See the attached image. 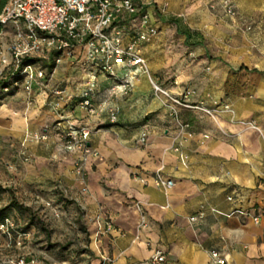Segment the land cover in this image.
<instances>
[{"label":"crops","instance_id":"crops-1","mask_svg":"<svg viewBox=\"0 0 264 264\" xmlns=\"http://www.w3.org/2000/svg\"><path fill=\"white\" fill-rule=\"evenodd\" d=\"M231 2L234 17L224 13L221 0H145L149 24L157 29L140 47L149 73L188 103L213 110L179 107L186 131L146 74L125 95L111 93L112 79L96 74L98 109L88 114L79 99L92 72L73 73L69 66L77 58L53 68L51 84L69 97L62 103L64 119L88 126V144L99 153L87 156L83 177L74 169L78 152L60 147L48 89L35 85L30 103L22 86L12 90L16 134L46 135L28 143L29 182L47 198L56 196L51 189L59 182L64 197L79 205L94 240L90 264H99L103 254L113 264H150L157 246L165 253L162 264H213L211 249L229 264H264V0ZM138 24V15L129 18L127 38ZM162 42L170 43L168 50ZM110 107L118 109L114 122ZM174 145L187 155L185 164ZM157 172L173 185H155ZM106 219L113 229L100 232Z\"/></svg>","mask_w":264,"mask_h":264},{"label":"built area","instance_id":"built-area-1","mask_svg":"<svg viewBox=\"0 0 264 264\" xmlns=\"http://www.w3.org/2000/svg\"><path fill=\"white\" fill-rule=\"evenodd\" d=\"M144 4L145 0H7L0 13V23L4 28L11 29L10 40L5 50L0 52L1 70L6 75L8 73L2 89L7 91L22 86L29 103L35 85L48 89L47 102L58 115L54 126L60 138V147L67 153L78 152L73 164L75 172L82 177L87 156L99 157V153L88 144L91 133L88 126H76L62 117V103L69 97L59 85H52L51 80L53 68L65 58L80 59L93 65L98 72H106L113 81L109 87L111 93L127 94L139 75L146 74L154 93L165 97L168 112L181 130L186 131L188 123L180 119L179 107L198 108L213 113L211 109L188 103L173 94L149 73L139 43L149 35L156 34L157 29L150 26V16ZM221 7L227 15H236L231 0H221ZM134 15L139 16V24L137 30H133L127 38L129 18ZM47 63L53 64V67ZM96 82V74L92 72L79 99V104L88 114L98 109L92 100ZM117 112V107L109 108L111 121L117 119ZM33 137L38 140L46 138V135L34 133ZM146 140L147 133L142 131L139 141L144 143ZM173 150L178 152L180 161L185 164L187 155L181 152L179 145H174ZM154 183L166 188L172 186L174 181L157 172ZM57 185L66 190L59 182ZM227 198L230 200L232 196ZM136 205L140 209V203ZM140 214V226H145L141 209ZM196 217L192 215L190 219ZM259 219V213L252 214L254 222ZM9 223V219L5 218L0 223V230L9 234ZM112 229V222L106 219L99 231L108 232ZM209 253L213 264H229L221 251L211 249ZM164 261L163 249L159 246L153 248L149 263L162 264ZM22 263L23 258L17 260V264ZM0 264H3L1 260ZM99 264H113V258L103 254Z\"/></svg>","mask_w":264,"mask_h":264},{"label":"rangeland","instance_id":"rangeland-1","mask_svg":"<svg viewBox=\"0 0 264 264\" xmlns=\"http://www.w3.org/2000/svg\"><path fill=\"white\" fill-rule=\"evenodd\" d=\"M10 35V28L1 32L0 52L5 50ZM147 42L143 41L139 47L142 49ZM161 46L168 50L170 43L162 42ZM69 67L73 73L107 74L82 60ZM1 68L0 62V77L6 79L8 73ZM11 93L12 89L4 91L0 85V223L5 218L11 223L7 228L9 234L0 230V260L3 264H17L21 258L22 264H90L95 258L94 240L86 220L79 217L82 213L79 205L64 197L57 182L51 189L56 196L51 198H47L48 192L44 193L40 185L29 182L28 143L36 140L34 133L41 132L24 130L16 134L15 120L11 117ZM12 196L22 207L11 204Z\"/></svg>","mask_w":264,"mask_h":264},{"label":"trees","instance_id":"trees-1","mask_svg":"<svg viewBox=\"0 0 264 264\" xmlns=\"http://www.w3.org/2000/svg\"><path fill=\"white\" fill-rule=\"evenodd\" d=\"M6 2H7V0H0V13H1V11H2V9H3V7H4V5H5ZM4 29H5L4 26L0 23V34H1V32H2ZM51 66H52V65H51ZM2 79H3V78L0 77V85H1V88H2V86L6 83V79H3V80H2ZM13 89H14V87L12 88V90H13ZM11 204H13V205H18V206L22 207V205L18 203V201L15 199L14 196H12ZM23 207L28 209V207H25V206H23Z\"/></svg>","mask_w":264,"mask_h":264}]
</instances>
